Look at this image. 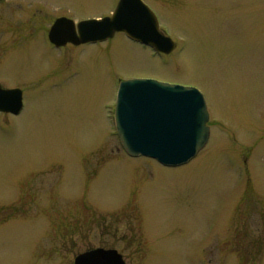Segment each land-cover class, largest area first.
<instances>
[{
	"label": "rangeland",
	"instance_id": "374dc122",
	"mask_svg": "<svg viewBox=\"0 0 264 264\" xmlns=\"http://www.w3.org/2000/svg\"><path fill=\"white\" fill-rule=\"evenodd\" d=\"M116 1L0 2V84L23 102L0 112V264H73L100 244L126 264H264V0H144L168 54L123 33L61 55L42 38ZM132 78L203 94L209 137L187 163L123 152L113 107Z\"/></svg>",
	"mask_w": 264,
	"mask_h": 264
},
{
	"label": "water",
	"instance_id": "95a60500",
	"mask_svg": "<svg viewBox=\"0 0 264 264\" xmlns=\"http://www.w3.org/2000/svg\"><path fill=\"white\" fill-rule=\"evenodd\" d=\"M115 32L168 54L174 41L159 28L154 12L142 0H118L112 13L101 18L74 22L55 19L48 39L55 46L71 42L104 41ZM22 93L0 86V111L18 114ZM114 126L123 150L131 157L152 158L167 167L191 160L209 137L208 112L202 93L193 86L166 83L151 78L119 82ZM73 264H126L115 249L94 248L77 254Z\"/></svg>",
	"mask_w": 264,
	"mask_h": 264
},
{
	"label": "flooded vegetation",
	"instance_id": "af4514ba",
	"mask_svg": "<svg viewBox=\"0 0 264 264\" xmlns=\"http://www.w3.org/2000/svg\"><path fill=\"white\" fill-rule=\"evenodd\" d=\"M2 1H6V0H0V2H2ZM58 17H66V18H69V17H67V16H65V15H59V16H56V17H54L53 18V20L51 21V23L49 24H46L47 26L44 28V30L41 32V35H42V38H43V34H45V36H46V42L48 43V45L50 46V48L51 49H55L56 51H57V53L59 54V55H61V54H63V52L66 50V51H68V49H70L71 47L73 48V49H75V48H78L79 46H83V45H86V44H98V43H101V42H96V43H81V44H73V43H71V42H66L65 44H62V45H59V46H55L54 44H52L49 40H48V37H47V34H48V30H49V28H50V26H51V24L53 23V21L56 19V18H58ZM47 20V19H46ZM48 21V20H47ZM107 40H109V39H107ZM106 41V40H105ZM105 41H102V42H105ZM1 85V84H0ZM1 87H3L2 85H1ZM4 88H18L17 86H10V87H4ZM95 247H101V248H106V249H108V248H111V249H115V250H117L116 248H112V247H105V245H97V246H95ZM91 248H94V247H89V248H87L86 250H88V249H91ZM118 251V250H117ZM120 253V252H119ZM121 254V253H120Z\"/></svg>",
	"mask_w": 264,
	"mask_h": 264
}]
</instances>
